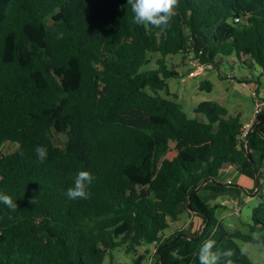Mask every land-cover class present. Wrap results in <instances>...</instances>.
<instances>
[{"label": "trees", "instance_id": "trees-1", "mask_svg": "<svg viewBox=\"0 0 264 264\" xmlns=\"http://www.w3.org/2000/svg\"><path fill=\"white\" fill-rule=\"evenodd\" d=\"M175 12L165 32L146 33L127 0H0V149L17 145L0 153V193L18 205L0 202V264H116L113 251L149 246L156 264H199L209 238L234 264H253L237 241L264 248V122L241 139L239 114L204 101L193 110L201 119L188 117L158 91L178 77L164 59L179 54L211 70L235 58L251 76L233 79L264 88V0H179ZM154 55L156 69L143 70ZM230 168L259 199L246 223L258 239L228 232L198 196L224 192L215 179ZM81 170L91 195L70 200ZM183 216L187 227L171 232Z\"/></svg>", "mask_w": 264, "mask_h": 264}, {"label": "rangeland", "instance_id": "rangeland-1", "mask_svg": "<svg viewBox=\"0 0 264 264\" xmlns=\"http://www.w3.org/2000/svg\"><path fill=\"white\" fill-rule=\"evenodd\" d=\"M189 57V55L179 54L164 59L166 67L176 72L178 77L170 78L166 81L167 94L165 91H158V95L179 103L188 117L197 119H201V116L195 115L193 110L199 103L204 101L217 103L222 105L232 116L240 113L241 122L244 125L251 117L254 107L249 89L241 88L233 84V82H227L222 79V77L228 74L236 79H241L244 76L250 77L251 72L242 67L235 58H228L224 59L222 62L220 61L215 70H208L191 75ZM158 58V55L152 56L150 64L143 70L156 69L155 61ZM257 73L258 69L256 68L253 74L256 75ZM205 82L210 84V91L199 89L200 85ZM48 137L54 148L62 149L65 147L67 138L64 134H59L54 130H50L48 132ZM16 150V144L7 142L0 149V153L9 155ZM258 204V200L244 203L240 211V216H236L232 208H221L219 213H224L225 217L219 222L230 233L239 232L243 236L258 239L259 236L250 233L246 226V223L249 222L252 210L256 208ZM187 222L188 220L185 216L177 221L170 220V231L181 230L187 227ZM237 244L253 264H264V248L241 241H237ZM112 255L116 264H145L146 262L144 260L145 256L142 257L139 254H124L120 250L113 251ZM103 264H109L107 258L104 260Z\"/></svg>", "mask_w": 264, "mask_h": 264}, {"label": "clouds", "instance_id": "clouds-1", "mask_svg": "<svg viewBox=\"0 0 264 264\" xmlns=\"http://www.w3.org/2000/svg\"><path fill=\"white\" fill-rule=\"evenodd\" d=\"M127 5L131 6L133 22L137 25L144 26L146 33L151 28L165 32L170 27L172 17L176 14L175 10L179 6V0H127ZM37 159L43 163L47 158V148L38 146L35 149ZM93 181V176L89 171L81 170L75 177L74 186L66 191V196L70 200H87L91 193L87 190V186ZM0 202L7 208L15 211L18 208L16 202L7 194L0 193ZM32 202V201H31ZM11 219V217H9ZM214 239H207L203 242L198 252L199 264H220L223 258V264H234L232 256L235 254L232 249H217Z\"/></svg>", "mask_w": 264, "mask_h": 264}, {"label": "crops", "instance_id": "crops-1", "mask_svg": "<svg viewBox=\"0 0 264 264\" xmlns=\"http://www.w3.org/2000/svg\"><path fill=\"white\" fill-rule=\"evenodd\" d=\"M237 114L240 115V113ZM251 117L247 120V122L251 120ZM259 130L262 134H264V124H261L259 126ZM253 158L255 161H257L258 154L254 153ZM260 172L262 173V170ZM215 181L225 186L226 190L222 193H217L209 190H200L198 192V196L206 205H208L210 208L214 210V215L218 221H220L225 217L224 213H219L221 208H227V209L233 208L232 206L234 205V206H238L241 211V208L242 206H244V203L254 200H258L259 202V199L256 195L253 196V194H248L246 191L237 188L236 185L241 184V179L239 173L234 168H230L219 172ZM228 181H230L232 184L228 185L227 184ZM154 251L155 250L153 246L142 248L140 250L139 255L142 257L145 256L144 257V260L146 261L145 264H156Z\"/></svg>", "mask_w": 264, "mask_h": 264}, {"label": "built area", "instance_id": "built-area-1", "mask_svg": "<svg viewBox=\"0 0 264 264\" xmlns=\"http://www.w3.org/2000/svg\"><path fill=\"white\" fill-rule=\"evenodd\" d=\"M238 19H234V23H237ZM190 58V73L191 75L198 74L200 72L208 71L211 70V65L210 64H201L199 63L196 59L189 57ZM227 82H233V84L238 85L241 88H247L249 89V93L252 97L254 107H253V112H252V117L251 120L247 123L244 124V128L241 134V139L245 138L247 135L248 130L251 128L252 124L256 122L257 118L264 113V88H261L257 90L255 84H242L238 83L233 79V76L228 75L226 77ZM228 185H231L232 183L230 181L227 182ZM260 187L261 189H264V169H262V173L260 176ZM233 208V213L236 216H240V209L237 206H232Z\"/></svg>", "mask_w": 264, "mask_h": 264}, {"label": "water", "instance_id": "water-1", "mask_svg": "<svg viewBox=\"0 0 264 264\" xmlns=\"http://www.w3.org/2000/svg\"><path fill=\"white\" fill-rule=\"evenodd\" d=\"M258 122H264V118L260 119L259 121H256V122L254 123V126H255ZM255 181H256V185H257V179H256ZM182 236H183V235H177V236H176L175 238H173L171 241H169L168 243L162 245V246L156 251V255L158 256L159 251H160V249H161L162 247H164L165 245H168V244L172 243L173 241H175V240L178 239V238H181ZM158 262H159V264H161L160 260H159Z\"/></svg>", "mask_w": 264, "mask_h": 264}]
</instances>
